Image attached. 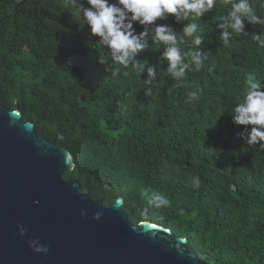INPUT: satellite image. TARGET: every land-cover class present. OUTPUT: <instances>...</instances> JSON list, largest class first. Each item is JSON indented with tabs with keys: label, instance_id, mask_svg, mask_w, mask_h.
Returning <instances> with one entry per match:
<instances>
[{
	"label": "trees",
	"instance_id": "1",
	"mask_svg": "<svg viewBox=\"0 0 264 264\" xmlns=\"http://www.w3.org/2000/svg\"><path fill=\"white\" fill-rule=\"evenodd\" d=\"M252 3L264 15L259 0ZM229 7L217 0L194 21L204 37L200 46L183 37L191 19L158 20L184 39L185 62L197 48L207 59L200 71L172 78L150 32L149 47L134 61L155 68L146 85V71L113 65L73 0H0V102L32 120L40 137L72 152L75 167L63 177L89 187L94 200L109 205L123 195L132 223L171 228L208 264H264V148L245 144L246 126L230 114L248 79L264 85V48L253 39L264 25L245 21L246 33L225 45L218 24ZM148 87L152 95H145ZM189 91H199V101H189ZM154 193L167 206L156 208Z\"/></svg>",
	"mask_w": 264,
	"mask_h": 264
},
{
	"label": "water",
	"instance_id": "2",
	"mask_svg": "<svg viewBox=\"0 0 264 264\" xmlns=\"http://www.w3.org/2000/svg\"><path fill=\"white\" fill-rule=\"evenodd\" d=\"M74 167L67 147L0 102V264H208L171 228L132 223L123 195L109 205L94 200L89 187L63 177ZM33 239L47 254L30 247Z\"/></svg>",
	"mask_w": 264,
	"mask_h": 264
},
{
	"label": "clouds",
	"instance_id": "3",
	"mask_svg": "<svg viewBox=\"0 0 264 264\" xmlns=\"http://www.w3.org/2000/svg\"><path fill=\"white\" fill-rule=\"evenodd\" d=\"M73 0L78 14H82L90 35L98 38L99 45L108 49L113 65L128 68L132 64L137 75L145 74L144 83L151 85L156 77V70L146 63L134 62L142 51L149 47V33L151 43L158 49L161 45L162 57L167 61V73L175 79L185 77L187 71L198 72L204 67L203 61L207 54L197 48L191 53V59L185 62L188 52L182 50L185 43L171 24L157 23L167 20L169 15L174 17L175 23L188 22L183 26V37L192 39L195 46L203 43L204 37L199 32V25L194 22L204 17L217 5V0ZM224 6H230L226 15L220 16L218 28L222 30L221 38L225 45L229 44L234 34L246 33L245 21L252 25H264V15L257 14L252 0H221ZM259 7L264 9V0H259ZM142 26L137 31L136 25ZM253 39L260 48H264V32L253 34ZM101 64L109 71L108 61L98 57ZM112 75L120 74V67L111 69ZM127 76L128 72L125 71ZM245 94L231 109L232 121L237 125L246 126L241 137L249 146L259 145L264 148V85L248 79L245 84ZM145 95H152V88L145 89ZM189 101H199V91L187 93ZM194 184L199 186V177L193 178ZM154 206L163 208L169 201L158 193L153 194ZM147 212V209L144 210ZM27 229L19 226L20 235H25ZM30 247L37 253L47 254V246L38 240L29 241Z\"/></svg>",
	"mask_w": 264,
	"mask_h": 264
}]
</instances>
